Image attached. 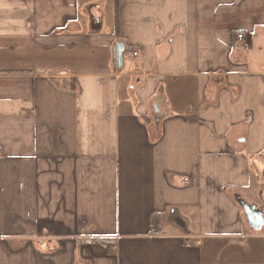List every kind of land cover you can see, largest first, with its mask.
I'll use <instances>...</instances> for the list:
<instances>
[{"label":"crops","instance_id":"obj_1","mask_svg":"<svg viewBox=\"0 0 264 264\" xmlns=\"http://www.w3.org/2000/svg\"><path fill=\"white\" fill-rule=\"evenodd\" d=\"M0 264H264V0H0Z\"/></svg>","mask_w":264,"mask_h":264},{"label":"built area","instance_id":"obj_2","mask_svg":"<svg viewBox=\"0 0 264 264\" xmlns=\"http://www.w3.org/2000/svg\"><path fill=\"white\" fill-rule=\"evenodd\" d=\"M243 37H244V34H243V33H238V34H237V38H238L239 40H242ZM132 55H133V56H138V52H137L136 50H134V51H132ZM151 233H152L153 235L158 236V235L161 234V230H160V229H151Z\"/></svg>","mask_w":264,"mask_h":264},{"label":"water","instance_id":"obj_3","mask_svg":"<svg viewBox=\"0 0 264 264\" xmlns=\"http://www.w3.org/2000/svg\"><path fill=\"white\" fill-rule=\"evenodd\" d=\"M122 49H123V45L118 44L116 48V62L118 67H120L122 63V51H123Z\"/></svg>","mask_w":264,"mask_h":264},{"label":"trees","instance_id":"obj_4","mask_svg":"<svg viewBox=\"0 0 264 264\" xmlns=\"http://www.w3.org/2000/svg\"><path fill=\"white\" fill-rule=\"evenodd\" d=\"M154 217H156V214L151 215V218H152L153 220H155ZM94 242H101V240H94Z\"/></svg>","mask_w":264,"mask_h":264}]
</instances>
